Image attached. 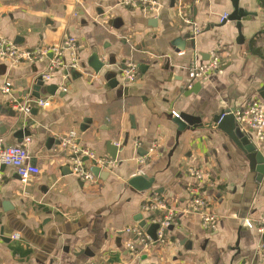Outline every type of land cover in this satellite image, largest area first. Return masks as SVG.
<instances>
[{"label": "crops", "instance_id": "obj_1", "mask_svg": "<svg viewBox=\"0 0 264 264\" xmlns=\"http://www.w3.org/2000/svg\"><path fill=\"white\" fill-rule=\"evenodd\" d=\"M160 4L149 11L128 8L122 0H0V41L21 36L19 46L32 49L72 35L81 65L55 72L47 82L59 85L57 94L41 89L51 105L34 106L25 116L10 100L36 98L34 86L50 58L16 65L0 56V136L13 145L30 137V161L40 168L26 183L14 168H1L0 264H264V234L245 224L264 214V175L251 169L229 127L213 121L223 110L264 103V38L253 46L264 35V0H240L248 15L239 41L237 22L220 21L231 13L232 0ZM181 14L198 23L196 36ZM115 18L122 21L117 27L109 23ZM188 32L195 49L178 52V40ZM94 51L111 62L99 73L89 66ZM213 51L220 67L205 80L195 78V56L203 65ZM72 59L66 52L65 63ZM129 61L139 70L132 83L120 73ZM7 81L10 94L2 90ZM178 111L202 117L203 126L179 131L173 121ZM18 130L29 131L21 142ZM73 131L79 147L110 159L107 142L113 141L120 147L117 166L101 168L106 172L94 181L78 178L72 152L62 143ZM263 143L258 142L264 152ZM84 160L87 168L93 165ZM190 168L204 170L205 180ZM139 174L153 180L151 188L130 184ZM196 191L218 216L216 228H204L189 209ZM155 200L164 207L148 208ZM170 213L174 227L159 232L158 242L136 221L139 214L154 222ZM133 227L143 236L127 231Z\"/></svg>", "mask_w": 264, "mask_h": 264}, {"label": "built area", "instance_id": "obj_2", "mask_svg": "<svg viewBox=\"0 0 264 264\" xmlns=\"http://www.w3.org/2000/svg\"><path fill=\"white\" fill-rule=\"evenodd\" d=\"M200 2L202 0H195ZM122 4L128 8L136 9L143 8L149 11H157L160 4V0H122ZM184 22L190 24L194 36H196L201 28L198 23L184 17L181 14ZM229 14L224 13L220 21L224 22L228 20ZM78 39L75 36H68L62 40V42L53 46H38L36 48H24L17 45L13 40L1 39L0 41V56L3 59L11 60L13 64H20L22 62L34 63L46 59L50 53L53 57L50 58L46 71L43 74L45 82L51 81L55 72H57L63 66H69L73 69H80L81 65L77 58ZM71 51L73 59L70 64L65 63L64 55L66 52ZM221 65V59L216 51L211 52L210 59L207 63L201 65L198 63V57L195 56L194 63L192 64V70L195 78L207 79L209 75L215 72ZM121 76L127 83L135 82L139 77L138 66L135 62H127L125 68L121 70ZM11 82H6L2 86L3 92L11 93ZM52 101L50 98H34L29 97L26 101L22 102L17 99H11L10 105L13 109L23 113L25 116L31 115V110L34 106L49 107ZM238 124L246 131L255 135L258 142L264 140V103L262 101H256L243 108H238L233 111ZM76 132L73 131L69 135L62 138L64 146L72 152L71 164L72 172L78 178L83 180L94 181L96 176L87 168L84 157L90 159L93 165L101 168L113 169L117 166L118 161L110 159L105 156H99L94 151L83 149L76 143ZM26 143L24 145L7 144L3 137L0 136V189L3 186V171L2 166L14 168L17 174L20 176L21 181L26 183L34 176L40 173V168L30 161V153L28 149V143L31 141L30 137H26ZM144 158L141 161L144 162ZM190 174L197 178L199 181H204L207 173L201 168H190ZM164 207L162 202L156 201L150 204L148 208H160ZM189 209L200 215L202 225L206 229H214L218 223V216L209 210V202L205 196L199 191L193 193L188 205ZM174 221V215L172 213L166 215L164 218L154 222L161 224L159 232L164 233V229L172 224ZM245 224L251 228L256 229L259 234H264V214L259 220H253L251 218L245 219ZM129 233L143 236V231L139 227L127 228ZM158 232V236H159ZM129 246L133 248V244ZM88 264H96L89 262Z\"/></svg>", "mask_w": 264, "mask_h": 264}, {"label": "water", "instance_id": "obj_3", "mask_svg": "<svg viewBox=\"0 0 264 264\" xmlns=\"http://www.w3.org/2000/svg\"><path fill=\"white\" fill-rule=\"evenodd\" d=\"M240 0H232L233 9L231 13L229 14L228 20L236 21L237 22V28L239 30V38L237 41L243 39V35L241 32L242 27V20L245 16L248 15V12H246L242 7H240ZM122 22L120 18H115L109 20V23L114 25V27H117L119 25L118 23ZM22 37L17 36L15 38L16 44H22ZM190 44V45H189ZM187 45V48L186 46ZM184 49H195V37L192 36L189 32L186 33L183 38L178 40L177 44V51H182ZM53 54H49V58H52ZM106 64H111V62H107L106 60H100L99 54L97 51L93 52V55L91 56L89 60V66L93 68V70L97 73L103 69ZM125 68V66H123ZM199 83L196 84V88L199 87ZM42 87L45 88V92L50 95H56L59 89V85L55 83L46 84L43 76H40L37 80L36 85L34 86V95L36 98H41L42 93L41 89ZM194 89H191L190 92H193ZM261 96L264 98V88L261 91ZM62 96L61 92L58 94ZM232 109L223 110L218 115L214 116L213 121L214 123L222 129H225V127L228 128V132L230 136L240 145L244 151L247 154V158L250 161L251 169L256 170L259 175H264V152L261 149L260 145L258 144V141L253 133H249L248 131L244 130L237 122L235 115L233 114ZM87 122H90L89 119H86ZM173 121L177 124L179 131H185V130H196L199 127L203 126V118L202 117H196L191 114L177 112V114H174ZM24 133L29 134L28 130H18L15 133V136L18 138L19 142H21ZM22 137V138H21ZM53 138H50L49 141H53ZM61 141L58 140V144H60ZM108 150L110 156L115 160L118 157V153L120 150V147H118L116 144H114L113 141L107 142ZM264 148V143H263ZM146 153V152H145ZM89 170L96 176H103V174L106 172L101 169V167L96 165H91ZM65 173H71V170L66 169ZM130 184L134 186L137 190H147L152 187L153 180L147 179L143 175H137L133 177L130 180ZM157 193H160V191H156ZM136 221L138 222L139 226L148 232L151 239L155 242L159 241L158 232L161 229V224L159 222H153L149 221L142 215L139 214L136 217ZM173 224H170L168 227L164 229V233H168L169 230L173 229ZM145 259V257H144ZM148 264H156V263H148Z\"/></svg>", "mask_w": 264, "mask_h": 264}, {"label": "trees", "instance_id": "obj_4", "mask_svg": "<svg viewBox=\"0 0 264 264\" xmlns=\"http://www.w3.org/2000/svg\"><path fill=\"white\" fill-rule=\"evenodd\" d=\"M261 38H264V35H260V34L257 35L255 37V39L253 40V46L256 45V43L258 42V40L261 39Z\"/></svg>", "mask_w": 264, "mask_h": 264}, {"label": "rangeland", "instance_id": "obj_5", "mask_svg": "<svg viewBox=\"0 0 264 264\" xmlns=\"http://www.w3.org/2000/svg\"><path fill=\"white\" fill-rule=\"evenodd\" d=\"M50 82H47L46 84H49Z\"/></svg>", "mask_w": 264, "mask_h": 264}]
</instances>
